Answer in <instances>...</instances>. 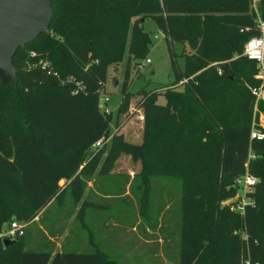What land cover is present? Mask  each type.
Masks as SVG:
<instances>
[{"label":"trees","instance_id":"trees-1","mask_svg":"<svg viewBox=\"0 0 264 264\" xmlns=\"http://www.w3.org/2000/svg\"><path fill=\"white\" fill-rule=\"evenodd\" d=\"M49 2L45 31L12 56L14 82L0 81V231L12 219L26 223L11 242L0 238V264H118L114 246L107 244L111 210L119 224L142 216L138 224L155 229L169 181L178 191L177 264H240L246 251L263 263L264 137L249 139V132L251 90H264V78H256L255 62L240 55L244 42L258 35L251 0ZM256 8L264 20V0ZM145 18L163 35L171 84L185 79L180 89L128 91L131 59L148 52ZM174 43L188 52L177 54ZM37 59L57 75L31 65ZM123 59L116 114L126 112L136 96L140 140L131 142L116 129L95 170L97 153L90 148L108 136L110 123L99 110L98 92L107 67ZM74 82L81 91L72 93ZM256 106L264 115V98ZM257 129L264 135V125ZM120 154L137 164L131 175L114 169ZM245 172L257 182L247 193L253 205L240 215L221 201L234 194L233 180ZM131 178L133 185L124 191ZM88 181L92 189L85 192ZM71 217L83 231L73 224L53 252ZM37 222L33 240L25 228Z\"/></svg>","mask_w":264,"mask_h":264},{"label":"rangeland","instance_id":"rangeland-1","mask_svg":"<svg viewBox=\"0 0 264 264\" xmlns=\"http://www.w3.org/2000/svg\"><path fill=\"white\" fill-rule=\"evenodd\" d=\"M141 27L149 39L147 45L148 52L143 59H131L128 68V91L134 92L139 88L151 90L156 87L165 88L166 86H169V88L172 89H180L182 84H171L173 81V75L163 35L150 18H145L141 23ZM173 46L174 51L177 54L181 51H183V53L188 52V47L186 45L182 47L181 44L174 43ZM145 59H149V62H146ZM175 61L177 66L181 69L183 57L178 55L175 58ZM31 65H33V63ZM124 69L125 59L119 63L109 65L106 69L105 80L98 92L99 110L109 117L110 123L108 136L103 142L98 141V143L90 148V151L97 153L95 170L107 154V145L109 144V138L113 131L117 129L118 132H121L123 136L131 142H139L140 140L142 120L140 109L135 108L134 101L136 96L131 99V106L126 112L116 114L121 98L120 85L123 79ZM14 80L12 82H14ZM260 95H262V97L259 96L260 98L257 100L256 105L264 98V91L260 90ZM163 102L164 100L162 96L156 98V103L162 104ZM115 123L117 124V127L115 126ZM263 125L264 115L258 111L257 106H255V109L252 110L251 126L257 128ZM102 144L103 148L100 150ZM131 166H133V168H131ZM114 169L127 171L129 175H131L133 171L137 169V164L131 163L127 155L120 154L115 161ZM134 181L135 180L132 178L127 180V182L123 184V190L128 191L129 186L131 187ZM62 183L63 182H60V184ZM161 184H163V182H159L158 186ZM166 187L167 189H170V193L168 198L165 199L167 204L164 205L162 210L163 215L158 218V225L155 229H147L143 227L141 223L138 224L137 221H140V219L142 220V216L139 218L137 216H130L125 222L119 224V219L111 208L113 214L110 218L105 220V228H107L109 232L111 231L110 240L113 239V249L115 253H117V255L114 256L117 259L118 264H177L178 235L176 226L178 217L173 211L178 208V191L177 185L173 181L167 182ZM240 194L241 190L235 187L234 194L222 200L221 205L228 208L223 202L230 201L229 199L233 200L228 203L232 205L237 202L245 201V198L241 197ZM157 200L158 197L154 198L152 203ZM133 202L134 199L132 197V203ZM130 209L136 214L134 206L130 207ZM240 215L242 214L240 213ZM72 217L66 222L65 228L60 235L61 238L59 237L60 239L57 241L58 243L60 240L62 242L63 238L66 236L68 228L72 227L73 224L76 228L80 229L79 221V225L75 222H71ZM13 220L17 221L16 219ZM17 222L23 224L21 221ZM38 224V222L33 223L27 225L25 228L27 230V236L32 234L33 240H35L37 236L34 227H37ZM113 224L114 226H112ZM24 225H26V223ZM80 230L83 231L82 227ZM82 235L83 234L81 233V236Z\"/></svg>","mask_w":264,"mask_h":264},{"label":"water","instance_id":"water-1","mask_svg":"<svg viewBox=\"0 0 264 264\" xmlns=\"http://www.w3.org/2000/svg\"><path fill=\"white\" fill-rule=\"evenodd\" d=\"M52 10L49 0H0V81L12 82L16 49L47 28ZM3 238L2 243L11 242Z\"/></svg>","mask_w":264,"mask_h":264},{"label":"built area","instance_id":"built-area-1","mask_svg":"<svg viewBox=\"0 0 264 264\" xmlns=\"http://www.w3.org/2000/svg\"><path fill=\"white\" fill-rule=\"evenodd\" d=\"M258 0H251V8L255 14V22L256 27L258 29V35L249 37L242 46V51L240 55L245 56L247 59L253 60L256 64V67L258 69L257 74L255 75L256 78L263 80L264 78V20H261L257 13V4ZM31 56H33V53H30ZM146 62H149V59H145ZM34 66H38L40 69L45 70L47 74L57 75L55 71H52L49 63L44 59H37L34 63ZM220 70L217 69V73H219ZM67 80H72V78L69 76L66 78ZM185 82V79H182L178 81L177 84H182ZM75 88L72 91V93H76L77 91L82 90V85L79 82H74ZM260 90L264 91L262 89V86L260 85L256 89H252L251 92L254 95V105L256 106L257 100L260 98ZM99 104V103H98ZM253 105V109H255V106ZM264 135L257 129L251 126L250 132H249V139H261ZM98 143V141L96 142ZM95 143V144H96ZM257 179L253 175H250L248 173H244L242 175L236 176L233 180V186L237 187L241 190L240 196L245 198V201L237 202L232 204H228L229 202H232L233 200L229 199L230 201H224L223 204L227 205L230 210L236 211L239 214H243L245 206L246 205H253V201L247 196V193L251 192L254 185L256 184ZM236 194V193H235ZM24 226V223H19L15 220H10L0 231V238H8L11 239L12 237L19 236L22 233V228ZM240 264H264L260 263L258 261H253L250 259V256L248 255V252L246 251L245 255L241 257Z\"/></svg>","mask_w":264,"mask_h":264},{"label":"crops","instance_id":"crops-1","mask_svg":"<svg viewBox=\"0 0 264 264\" xmlns=\"http://www.w3.org/2000/svg\"><path fill=\"white\" fill-rule=\"evenodd\" d=\"M60 182H64L63 180H61ZM89 189H92V184H91V181H88L87 182V184H86V189H85V192H87ZM96 194H98L97 192H96ZM37 217H35L34 219H36ZM60 237V236H59ZM57 238V240H54V248H53V252H57V251H59V249H60V242H61V240H60V242L58 243L57 241L61 238ZM51 239V238H50ZM109 243V245L110 246H113V239L112 240H110L109 242H107V244Z\"/></svg>","mask_w":264,"mask_h":264}]
</instances>
